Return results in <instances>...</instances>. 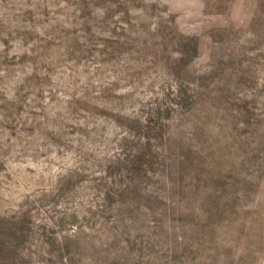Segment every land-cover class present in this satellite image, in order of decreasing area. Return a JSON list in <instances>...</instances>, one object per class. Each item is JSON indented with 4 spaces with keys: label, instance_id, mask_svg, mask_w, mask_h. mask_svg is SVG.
I'll list each match as a JSON object with an SVG mask.
<instances>
[{
    "label": "rangeland",
    "instance_id": "1",
    "mask_svg": "<svg viewBox=\"0 0 264 264\" xmlns=\"http://www.w3.org/2000/svg\"><path fill=\"white\" fill-rule=\"evenodd\" d=\"M0 264H264V0H0Z\"/></svg>",
    "mask_w": 264,
    "mask_h": 264
}]
</instances>
